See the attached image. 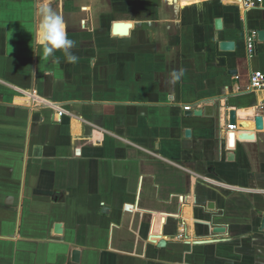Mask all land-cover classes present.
<instances>
[{
  "label": "crops",
  "instance_id": "obj_1",
  "mask_svg": "<svg viewBox=\"0 0 264 264\" xmlns=\"http://www.w3.org/2000/svg\"><path fill=\"white\" fill-rule=\"evenodd\" d=\"M44 6L76 63L43 56ZM260 28L264 7L241 0H0V264H264V92L249 89L264 52L245 44Z\"/></svg>",
  "mask_w": 264,
  "mask_h": 264
},
{
  "label": "water",
  "instance_id": "obj_2",
  "mask_svg": "<svg viewBox=\"0 0 264 264\" xmlns=\"http://www.w3.org/2000/svg\"><path fill=\"white\" fill-rule=\"evenodd\" d=\"M215 28L216 29H220L221 28V20L220 19H216L214 22ZM133 24L130 21H115L112 24L111 27V32L115 35H119V36H124L127 35L129 33V30L132 28ZM256 41H255V52H264V29L260 28V29H256ZM235 46H236V42L233 40H219L218 41V48L220 51L223 52H233L235 50ZM235 72V71H234ZM264 108V102L261 105ZM186 116L191 117V116H196V115H200L201 111H195V110H188L185 111L184 113ZM254 121H255V126L256 129L260 130L263 128V117L260 114H257L254 117ZM229 122L231 125L235 126V113L234 110H231L229 113ZM186 134L189 135V129L186 130ZM255 134L254 133H248L246 131H243L241 133H230L229 135V141H230V145L236 144L239 141H251L253 139H255ZM234 157V153L233 151H228L227 152V158L229 160H232ZM261 225L262 227H264V213H262L261 215ZM225 231V228L222 226H214L212 229V232H223ZM54 232L56 234H60L62 232V226L61 223H55L54 224ZM78 250L73 251V260L76 261L78 258Z\"/></svg>",
  "mask_w": 264,
  "mask_h": 264
},
{
  "label": "clouds",
  "instance_id": "obj_3",
  "mask_svg": "<svg viewBox=\"0 0 264 264\" xmlns=\"http://www.w3.org/2000/svg\"><path fill=\"white\" fill-rule=\"evenodd\" d=\"M41 15L38 44L42 46L43 56L51 58L57 50H61L66 57V62L76 63L78 57L70 51L74 47V41L67 35L63 17L48 6L42 8ZM182 75V71L171 73L173 80H178Z\"/></svg>",
  "mask_w": 264,
  "mask_h": 264
},
{
  "label": "built area",
  "instance_id": "obj_4",
  "mask_svg": "<svg viewBox=\"0 0 264 264\" xmlns=\"http://www.w3.org/2000/svg\"><path fill=\"white\" fill-rule=\"evenodd\" d=\"M241 5L244 10L264 7V0H241ZM245 40L246 54L248 57H252L255 49L256 32L254 30L248 32ZM249 89L253 91L259 90L264 92V68L254 69L251 71L249 75ZM22 93L26 94L34 104H39L44 107L56 110L59 116H62L66 113V111L59 108L57 106V103L54 101H50L43 97L37 96L33 92L28 90H24ZM184 109L189 110L191 109V107L189 105H186L184 106ZM229 127L233 128L234 126L230 125Z\"/></svg>",
  "mask_w": 264,
  "mask_h": 264
}]
</instances>
